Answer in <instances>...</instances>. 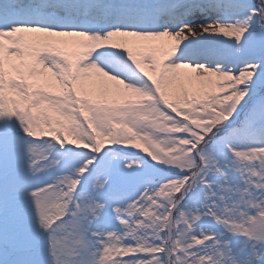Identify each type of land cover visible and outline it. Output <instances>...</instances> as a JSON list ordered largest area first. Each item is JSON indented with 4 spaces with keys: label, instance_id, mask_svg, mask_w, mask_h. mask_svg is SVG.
I'll return each mask as SVG.
<instances>
[{
    "label": "snow or ice",
    "instance_id": "1",
    "mask_svg": "<svg viewBox=\"0 0 264 264\" xmlns=\"http://www.w3.org/2000/svg\"><path fill=\"white\" fill-rule=\"evenodd\" d=\"M0 264H264V0H0Z\"/></svg>",
    "mask_w": 264,
    "mask_h": 264
}]
</instances>
